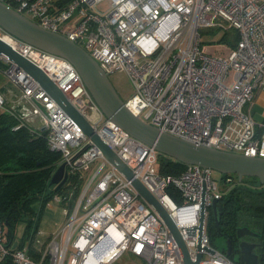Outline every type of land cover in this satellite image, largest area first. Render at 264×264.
Returning a JSON list of instances; mask_svg holds the SVG:
<instances>
[{"label":"built area","instance_id":"2783aa9c","mask_svg":"<svg viewBox=\"0 0 264 264\" xmlns=\"http://www.w3.org/2000/svg\"><path fill=\"white\" fill-rule=\"evenodd\" d=\"M0 2L73 41L105 74L124 72L133 88L125 107L160 132L198 146L264 158V104L257 101L264 96V0ZM204 29L237 33L228 55H214L202 45ZM0 31L15 51L48 75L132 174L127 179L31 76L0 56V73L30 100L40 125L30 124L29 112L7 107L1 91L0 110L18 118L12 130L28 126L44 131L49 148L59 153L57 167L63 163L66 182L71 178L73 183L46 202L60 204L65 221L38 258L26 247L7 246L0 221V264L7 258L12 264H113L126 251L144 264H184L174 236L133 179L168 211L192 260L200 252V264H240L211 245L206 210L223 196L212 169L185 164L176 175L160 173L158 151L104 115L72 63ZM99 158L103 162L87 178L84 172ZM170 186L178 191L179 203L168 193ZM210 247L213 253L206 250Z\"/></svg>","mask_w":264,"mask_h":264},{"label":"water","instance_id":"95a60500","mask_svg":"<svg viewBox=\"0 0 264 264\" xmlns=\"http://www.w3.org/2000/svg\"><path fill=\"white\" fill-rule=\"evenodd\" d=\"M0 27L7 33L34 46L67 59L80 74L85 86L94 100L101 108L104 115L123 128L131 136L153 146L159 154L175 159L184 164H197L204 168L219 171L223 174H236L239 178L249 176L264 181V158L247 156L232 151L220 150L204 146H198L191 142L160 132L155 126L144 122L132 114L124 105L114 86L98 63L80 46L66 37L43 29L36 23L24 17L8 5L0 2ZM0 56L5 57L17 69H21L25 76H31L43 90L91 137L92 141L102 151L104 156L127 179L132 174L119 157L93 132L86 119L68 101L64 93L55 85L48 75L36 64L26 59L15 51L9 43L0 37ZM44 129V127H43ZM67 174L64 164H60L53 172L49 184L58 191L66 182ZM132 185L139 194L156 210L168 226L174 236L184 264H200L201 253L198 252L195 260L189 257L187 247L179 229L168 211L158 199L137 179L132 180ZM216 200L212 206L216 208ZM205 206L201 205L199 231L203 229ZM218 220V218H217ZM194 234L195 229H189ZM238 236L244 234L255 235V232L247 227L237 230ZM14 242L12 248H16ZM230 244L226 255L230 253ZM252 244L247 245L239 259L240 264H257L258 257L252 253ZM213 253V248H206Z\"/></svg>","mask_w":264,"mask_h":264},{"label":"trees","instance_id":"16d2710c","mask_svg":"<svg viewBox=\"0 0 264 264\" xmlns=\"http://www.w3.org/2000/svg\"><path fill=\"white\" fill-rule=\"evenodd\" d=\"M230 32V43L234 45L238 35L235 31ZM3 65L0 62V68ZM17 122V117L0 110V221L6 237L5 244L9 247L15 242L19 224L24 226L22 239L25 240L36 230L46 202L56 193L65 192L73 187L69 178L58 191H55L49 181L57 168L59 153L49 148L44 131L34 132L28 126L12 130ZM158 159V169L162 174L176 175L185 167L184 163L162 154H159ZM222 176L224 179L227 176L231 177L233 182L231 190L228 194H224V198H231L233 189L241 188L245 191L249 184L262 183L256 177L239 178L236 174ZM168 193L176 202H180L178 191L174 187L170 186ZM246 197L250 198V201L242 200L243 209L240 213L235 212L236 214L231 215L228 226L235 228L243 222V225L252 229L264 230V198L256 195H246ZM207 230L211 241L216 229L210 224ZM24 240L18 242L16 247H23ZM1 264H12V262L7 258ZM258 264H264V252L260 254Z\"/></svg>","mask_w":264,"mask_h":264},{"label":"rangeland","instance_id":"374dc122","mask_svg":"<svg viewBox=\"0 0 264 264\" xmlns=\"http://www.w3.org/2000/svg\"><path fill=\"white\" fill-rule=\"evenodd\" d=\"M230 31L223 29H204L201 31L202 45L206 46L207 49L214 55H228L230 48L233 46L230 42ZM4 33L0 31V35ZM109 80L120 96L121 100L124 101L133 92L132 83L124 72H114L108 75ZM0 89L5 96L7 107L13 109L22 110L29 112L28 120L32 126L38 127L40 125V118L34 113L35 108L31 104L30 100L22 95L21 89L14 84L6 75L0 73ZM259 103L264 104V96L257 100ZM259 109V107H255ZM103 162L102 158H99L91 165L88 166L84 174L88 177L100 166ZM212 177L216 180L221 192L228 194L232 188L233 182H225L222 173L216 170L212 171ZM22 224L17 226L19 231L22 228ZM211 245L218 251H222L224 248L223 242L216 235L211 237ZM71 250V249H69ZM113 264H144V262L131 255L129 252H124L121 257Z\"/></svg>","mask_w":264,"mask_h":264},{"label":"flooded vegetation","instance_id":"af4514ba","mask_svg":"<svg viewBox=\"0 0 264 264\" xmlns=\"http://www.w3.org/2000/svg\"><path fill=\"white\" fill-rule=\"evenodd\" d=\"M261 182L262 183L259 185L254 183L247 185L248 188L245 191H243L241 188L233 189L231 198H224L225 196L223 194L220 199L216 200L217 202L215 209L211 204V206L206 210L207 228L210 224L214 225L216 229V237H219L223 242L224 248L222 251L224 253H226L228 250V244H230V253L227 256L230 257V259L234 262H239L243 251L247 250L248 244L253 245L251 251L257 255L258 262L260 254L264 252V230L252 229L246 225H243V222L237 225L235 228L229 227L227 224L228 222H231L230 217L233 213H240L243 209L242 200H246L247 202L250 201V198H247L246 195H256L264 198V181ZM249 205L251 206L250 203ZM243 227L249 228L255 232V235L244 234L238 236L237 230Z\"/></svg>","mask_w":264,"mask_h":264},{"label":"crops","instance_id":"0c3cea01","mask_svg":"<svg viewBox=\"0 0 264 264\" xmlns=\"http://www.w3.org/2000/svg\"><path fill=\"white\" fill-rule=\"evenodd\" d=\"M64 221L65 215L60 204L54 202L45 204L38 221L37 232L35 230L30 237L22 239L24 229L22 224L23 227L19 231L16 230L14 241L18 244L24 240L23 247H26L29 254L36 259L46 247L50 237L62 227Z\"/></svg>","mask_w":264,"mask_h":264},{"label":"bare ground","instance_id":"6f19581e","mask_svg":"<svg viewBox=\"0 0 264 264\" xmlns=\"http://www.w3.org/2000/svg\"><path fill=\"white\" fill-rule=\"evenodd\" d=\"M3 40H5L7 43L11 44V40L8 36H1Z\"/></svg>","mask_w":264,"mask_h":264}]
</instances>
